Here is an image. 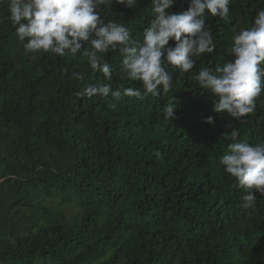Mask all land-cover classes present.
I'll return each instance as SVG.
<instances>
[{"label": "trees", "instance_id": "trees-1", "mask_svg": "<svg viewBox=\"0 0 264 264\" xmlns=\"http://www.w3.org/2000/svg\"><path fill=\"white\" fill-rule=\"evenodd\" d=\"M188 4L177 0L170 11ZM151 7L111 0L102 15L142 41ZM229 9L226 21L206 13L214 53L173 72L170 92L138 101L80 95L107 82L103 73L80 54L25 52L0 5V264H264V195L244 209L246 193L220 163L233 128L240 142H264V92L238 121L215 113L217 98L191 79L233 59V36L252 26L264 0H232ZM106 61L113 90L143 91L122 79L118 52ZM173 102L169 121L163 108Z\"/></svg>", "mask_w": 264, "mask_h": 264}, {"label": "clouds", "instance_id": "clouds-1", "mask_svg": "<svg viewBox=\"0 0 264 264\" xmlns=\"http://www.w3.org/2000/svg\"><path fill=\"white\" fill-rule=\"evenodd\" d=\"M231 2L189 0L186 11L172 13L177 0H152L154 18L143 30L142 41L132 38V29L125 24L117 20L105 22L102 13L109 10L111 0H0V5H7L17 39L26 41L25 52L59 57L80 54L93 72L103 73L107 82L88 84L80 95L111 96L116 100L123 95L144 101L170 92L173 72L189 73L196 65V57L214 53L216 44L206 27V13L226 21ZM116 3L135 9L138 0ZM116 52L122 57V79L139 82L143 91L122 84L113 90L106 54ZM231 55L230 62L214 71L201 67L191 79L217 98L215 113H227L240 121L255 112L256 100L264 92V9L256 12L251 27L233 36ZM73 77L81 83L85 78L82 72L73 73ZM175 107L174 102L164 106L166 120L174 118ZM205 122L213 124V117ZM239 136V129L233 128L225 137L232 142L227 145L229 154L220 163L246 193L241 206L248 209L256 206L255 193L264 195V142L250 145L240 142Z\"/></svg>", "mask_w": 264, "mask_h": 264}, {"label": "bare ground", "instance_id": "bare-ground-1", "mask_svg": "<svg viewBox=\"0 0 264 264\" xmlns=\"http://www.w3.org/2000/svg\"><path fill=\"white\" fill-rule=\"evenodd\" d=\"M178 155H179V154H178ZM175 156H176V155H175ZM223 195H224V194H223ZM227 201H228V200H227ZM228 202H229V201H228ZM179 209H180V208H179ZM236 215H237V214H236ZM165 230H166V229H165ZM190 231H191V230H190ZM161 233H162V232H161ZM182 235H183V233H182ZM194 235H195V234H194ZM182 238H183V237H182ZM172 239H173V238H172ZM192 239H193V238H192ZM249 239H250V238H249ZM257 239H258V238H257ZM261 239H262V238H261ZM206 240H207V239H206ZM209 240H210V239H209ZM209 240H207V241H209ZM213 241H214V240H213ZM228 242H229V241H228ZM251 242H252V241H251ZM257 242H258V241H257ZM260 242H261V241H260ZM181 243H183V242H181ZM244 243H245V242H244ZM179 244H180V243H179ZM242 246H243V245H242ZM246 246H247V245H246ZM181 247H182V246H181ZM211 247H212V246H211ZM233 247H235V246H233ZM236 247L239 248L238 246H236ZM185 248H186V247H185ZM197 248H198V247H197ZM246 248H247V247H246ZM257 248H258V247H257ZM142 249H143V248H142ZM171 249H172V248H171ZM208 249H209V248H208ZM228 249H229V248H228ZM186 250H187V249H186ZM195 250H196V249H195ZM236 250H237V249H236ZM240 250H241V249H240ZM257 250H258V249H257ZM257 250H256V251H257ZM183 251H184V249H183ZM212 251H213V250H212ZM178 252H179V251H178ZM197 252H199V251H197ZM201 252H202V251H201ZM258 252H259V251H258ZM182 253H184V252H182ZM202 253H203V252H202ZM202 253H201V254H202ZM214 253H215V252H214ZM214 253H213V254H214ZM226 253H227V252H226ZM247 253H248V252H247ZM196 254H197V253H196ZM232 254H233V253H232ZM232 254H231V255H232ZM199 255H200V254H199ZM219 255H220V254H219ZM166 256H167V255H166ZM196 256H197V255H196ZM247 256H248V255H247ZM244 258H245V257H244ZM244 258H243V259H244ZM206 259H207V258H206ZM208 259H209V258H208ZM228 259H229V258H228ZM216 260H217V259H216ZM216 260H215V261H216ZM215 261H214V262H215ZM218 261H219V260H218ZM236 261H237V260H236ZM198 262H199V261H198ZM203 262H204V261H203ZM220 262H221V261H220ZM220 262H219V263H220ZM209 263H210V262H209ZM209 263H207V264H209ZM229 263H230V262H229ZM192 264H193V263H192ZM197 264H198V263H197ZM199 264H200V263H199ZM232 264H233V263H232ZM238 264H240V263H238Z\"/></svg>", "mask_w": 264, "mask_h": 264}]
</instances>
